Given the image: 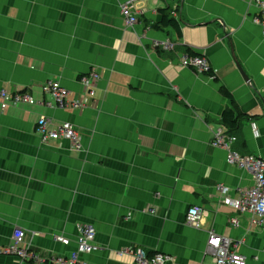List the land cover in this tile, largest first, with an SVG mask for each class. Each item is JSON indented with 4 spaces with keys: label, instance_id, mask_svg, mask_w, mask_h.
<instances>
[{
    "label": "crops",
    "instance_id": "0c3cea01",
    "mask_svg": "<svg viewBox=\"0 0 264 264\" xmlns=\"http://www.w3.org/2000/svg\"><path fill=\"white\" fill-rule=\"evenodd\" d=\"M126 1L0 0V86L40 100L0 105V247L11 246L20 229L25 247L43 260L68 257L78 225L88 222L99 249L82 257L94 264H134L132 246L199 264L213 261L205 249L214 229L250 264H264V222L251 224L224 201L239 198L253 177L212 143L222 128L237 137L234 150L264 159L257 7L250 0H135L138 21L128 27L120 13ZM165 13L179 28L161 24ZM165 39L174 50L153 45ZM184 54L207 57L212 74L182 66ZM93 70L100 79L90 96L81 79ZM48 81L83 105L56 106L43 90ZM228 108L238 112L235 128L223 123ZM42 117L52 127L73 123L80 145L43 142ZM198 204L206 212L193 227L186 214ZM0 264L33 263L0 254Z\"/></svg>",
    "mask_w": 264,
    "mask_h": 264
},
{
    "label": "built area",
    "instance_id": "2783aa9c",
    "mask_svg": "<svg viewBox=\"0 0 264 264\" xmlns=\"http://www.w3.org/2000/svg\"><path fill=\"white\" fill-rule=\"evenodd\" d=\"M134 1L127 0L121 5V17L128 27L135 25L139 17V13L132 6ZM250 2L258 9L259 20L262 22L264 32V0H250ZM153 45L164 51H172L176 47V43L168 39L155 40L153 41ZM181 65L192 68L199 73L212 74L209 60L201 54H184L181 59ZM99 79L100 75L95 70L90 71L88 75L81 79L86 93L90 96L96 94L95 87ZM43 90L53 97L56 106L60 108H66L68 106L78 108L83 105L82 99L75 98L69 101V89L63 87L58 81L46 82ZM23 103H40V100L36 101L27 93L10 92L8 89L0 86L1 107H6L10 104L20 105ZM51 124L52 122L46 117H42L38 121L36 131L43 142L67 139L76 146L80 145L81 134L73 123L64 122L57 127H52ZM236 139L237 137L234 135H228L222 128H219L214 132L212 143L227 151V161L229 163L238 166L240 169L252 175L253 185L248 188L239 189V198L233 199L227 196L224 201L236 207L241 213L249 215L251 224H261L264 222V159L254 155H242L234 150L233 144ZM221 191L228 194L229 188L221 187ZM205 212V208L200 204L190 207L186 214L187 223L193 227H199ZM232 221L235 225H238L235 218ZM77 229L76 248L68 257L50 256L47 260H43V258L28 246L25 247V232L20 229L16 230L14 242L11 246L0 247V254H12L23 262H34L36 264H94L83 258L82 255L98 251L99 247L96 244L97 229L94 224L88 222L80 223ZM55 239L64 244L70 243V239L63 235H57ZM129 251L134 257V264H185L178 261L171 254L152 253L142 247L132 246L129 248ZM205 255H210L213 261L207 262L203 260L199 264H250L249 256L238 251L235 241L221 236L214 229L208 232Z\"/></svg>",
    "mask_w": 264,
    "mask_h": 264
},
{
    "label": "trees",
    "instance_id": "16d2710c",
    "mask_svg": "<svg viewBox=\"0 0 264 264\" xmlns=\"http://www.w3.org/2000/svg\"><path fill=\"white\" fill-rule=\"evenodd\" d=\"M161 24L172 25V26H174L176 28H179L178 22L175 19H169L168 13L164 14V18H163ZM156 26H158V24ZM224 95L227 98L231 99L232 102L234 101V98H233L232 94L230 93V91L225 89L224 90ZM222 119H223V123L226 126H229V127H232V128L237 127V124L239 123L238 112H236L235 110H233L231 108H228V109H226L224 111ZM33 264H36V263L33 262Z\"/></svg>",
    "mask_w": 264,
    "mask_h": 264
}]
</instances>
